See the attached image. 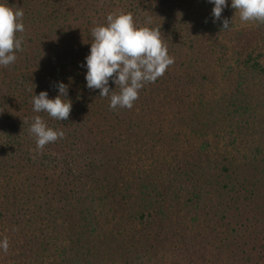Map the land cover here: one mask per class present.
Here are the masks:
<instances>
[{
  "label": "trees",
  "instance_id": "16d2710c",
  "mask_svg": "<svg viewBox=\"0 0 264 264\" xmlns=\"http://www.w3.org/2000/svg\"><path fill=\"white\" fill-rule=\"evenodd\" d=\"M174 1L2 0L25 31L0 67V264H264V23ZM129 12L175 63L113 110L81 65L91 29ZM61 81L69 118L34 112ZM35 116L64 138L38 151Z\"/></svg>",
  "mask_w": 264,
  "mask_h": 264
},
{
  "label": "clouds",
  "instance_id": "9594fccd",
  "mask_svg": "<svg viewBox=\"0 0 264 264\" xmlns=\"http://www.w3.org/2000/svg\"><path fill=\"white\" fill-rule=\"evenodd\" d=\"M214 5L212 17L220 20L229 0H207ZM231 8L239 13L241 22L264 23V0H231ZM24 11L22 7H10L0 0V67L14 64L17 53L23 51ZM150 22V21H149ZM230 23L223 20V29ZM93 42L90 53L81 65L87 69L86 87L99 90L100 97H110V109H132L138 100L140 90L146 84L154 83L162 77L175 58L169 55L168 46L160 28L140 27L132 13L108 14L106 24L91 29ZM119 87V92L110 90L109 81ZM58 95L49 98L47 91L32 96L33 111L47 113L57 121L67 120L72 110V102L66 99L68 85L57 82ZM29 131L36 138V147L42 151L46 145L64 138V131L53 129L41 116H35ZM10 248L8 238L0 237V253L7 254Z\"/></svg>",
  "mask_w": 264,
  "mask_h": 264
},
{
  "label": "rangeland",
  "instance_id": "374dc122",
  "mask_svg": "<svg viewBox=\"0 0 264 264\" xmlns=\"http://www.w3.org/2000/svg\"><path fill=\"white\" fill-rule=\"evenodd\" d=\"M161 2H163L164 7H169V6H174V5H178V3H176L174 0H159ZM195 3H193V9H191V12L194 13L197 11V9H199L198 7H201L199 2H197V0L194 1ZM172 4V5H171ZM231 5V0H229L228 6ZM263 89L259 91L258 95L260 98H264V87H262ZM264 102V99H263ZM264 115V104H261V106L259 107V112L258 115L255 117L256 118V123H258L259 121H262L263 116ZM264 127V125H263Z\"/></svg>",
  "mask_w": 264,
  "mask_h": 264
}]
</instances>
